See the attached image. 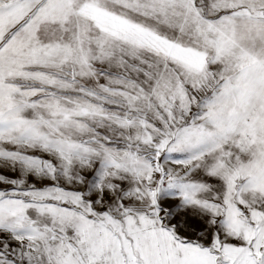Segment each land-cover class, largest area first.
Segmentation results:
<instances>
[{"label":"snow or ice","instance_id":"obj_1","mask_svg":"<svg viewBox=\"0 0 264 264\" xmlns=\"http://www.w3.org/2000/svg\"><path fill=\"white\" fill-rule=\"evenodd\" d=\"M0 264H264V0H0Z\"/></svg>","mask_w":264,"mask_h":264}]
</instances>
